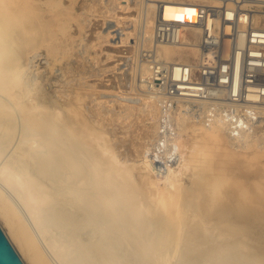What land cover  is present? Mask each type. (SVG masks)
I'll list each match as a JSON object with an SVG mask.
<instances>
[{"label": "bare ground", "instance_id": "obj_1", "mask_svg": "<svg viewBox=\"0 0 264 264\" xmlns=\"http://www.w3.org/2000/svg\"><path fill=\"white\" fill-rule=\"evenodd\" d=\"M117 1V27L138 23L148 45L160 5L168 20L196 15L175 0ZM72 11L63 0H0V204L16 215L37 264H264V142L178 117L164 150L156 119L152 138L133 140L132 158L120 153L83 98L55 101L41 91L53 74L34 73L43 54L54 60L71 44ZM158 53L186 56L170 46ZM139 64L135 97H124L140 101L118 103L159 114L142 84L149 67Z\"/></svg>", "mask_w": 264, "mask_h": 264}, {"label": "built area", "instance_id": "obj_2", "mask_svg": "<svg viewBox=\"0 0 264 264\" xmlns=\"http://www.w3.org/2000/svg\"><path fill=\"white\" fill-rule=\"evenodd\" d=\"M174 3L194 7V20H168L160 5L152 47L139 52L149 67L145 93L159 110L158 145L164 150L177 137L178 117L220 123L234 139L257 132L264 126V0ZM161 46L186 56L164 60Z\"/></svg>", "mask_w": 264, "mask_h": 264}, {"label": "rangeland", "instance_id": "obj_3", "mask_svg": "<svg viewBox=\"0 0 264 264\" xmlns=\"http://www.w3.org/2000/svg\"><path fill=\"white\" fill-rule=\"evenodd\" d=\"M67 2L69 3L67 4ZM63 3L66 6H71V8L73 7L72 12L74 18L77 16L75 19H79L77 21L75 19H70L69 24L67 25V29H69L66 33H70L69 35H72L74 38L71 44L60 47L53 55L54 60L51 57L48 58L46 54H43V56L40 57L38 59L39 61L36 63L37 67L34 66V73H39L43 76V78H45V80L48 75L49 78L52 74L54 76L53 80L47 82L43 81L41 91H48L47 93L51 94V97H54L55 101L67 100L68 98V100H70L71 97L75 98L79 95V98H83L82 103H85L83 108L93 123L95 122L94 124L96 126L102 127L104 130L106 129V132L109 133L112 138L117 137V140L119 137L117 140H120L119 142H116L115 138L112 140H114L115 143H120L119 145H122L120 153L132 158L135 149L133 146V144L135 145L133 140H137L138 137L141 139L143 137L146 139L152 138L154 134L153 126L155 125L154 123L156 119V123L158 122L159 114L155 113L157 115L155 117L152 108L150 109L149 107H145L146 109L144 108V112L139 109H131L128 111L119 103L129 102V104H136L137 101H140L136 99H126L125 97L126 95L135 97L134 93H130V87L133 80L136 81L139 77L138 66H140L139 63H141L139 52L142 49L149 50L152 47V43L151 45H148L143 42L141 27L138 26V23L134 24V22L130 21L128 24H125L126 29H124V31L121 26L119 28L117 27L119 19L115 13L119 12V9L116 8V4L118 3L117 0H63ZM93 30H95V33L92 32ZM109 36L110 38H108ZM122 40H124L125 43H122ZM141 42L143 44H141ZM140 48L142 49L140 50ZM135 50L138 53L135 52ZM107 53H113L114 56L109 57L108 59V56H106ZM135 61L138 63H135ZM52 64H54L53 72L48 71ZM133 68L135 71H133ZM135 81L133 84V88L135 89L134 92L144 93L141 91L143 88L139 91L140 88ZM126 91H129V93H124ZM145 94L147 95V93ZM157 112H159V110ZM126 113H130L128 117L126 116ZM151 115L153 116V119H151ZM120 116L122 118H120ZM119 126H121V128ZM261 128L256 132L255 140L263 143L264 126ZM123 142L126 147L123 146ZM126 148L129 149L127 150Z\"/></svg>", "mask_w": 264, "mask_h": 264}, {"label": "water", "instance_id": "obj_4", "mask_svg": "<svg viewBox=\"0 0 264 264\" xmlns=\"http://www.w3.org/2000/svg\"><path fill=\"white\" fill-rule=\"evenodd\" d=\"M32 249L14 212L0 204V264H37Z\"/></svg>", "mask_w": 264, "mask_h": 264}]
</instances>
